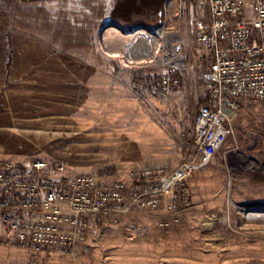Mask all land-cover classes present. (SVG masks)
<instances>
[{
	"label": "rangeland",
	"instance_id": "1",
	"mask_svg": "<svg viewBox=\"0 0 264 264\" xmlns=\"http://www.w3.org/2000/svg\"><path fill=\"white\" fill-rule=\"evenodd\" d=\"M116 2L0 0V162L45 161L50 174L62 163L69 176L107 182L193 158L195 118L209 96L194 6L168 22L166 0L156 21L132 25L112 18ZM163 25L178 33L186 62L168 98L156 93L154 65L131 51L145 34L137 31ZM230 129L214 162L188 178L179 224L164 228L163 211L100 219L87 254L5 243L0 264H264V101L244 102Z\"/></svg>",
	"mask_w": 264,
	"mask_h": 264
},
{
	"label": "built area",
	"instance_id": "2",
	"mask_svg": "<svg viewBox=\"0 0 264 264\" xmlns=\"http://www.w3.org/2000/svg\"><path fill=\"white\" fill-rule=\"evenodd\" d=\"M189 4L197 17L194 36L206 65L201 79L209 94L195 118L193 158L175 171L142 167L129 178L107 182L94 174L69 176L62 163L50 174L45 161L27 166L0 162V245L15 243L33 253L52 250L76 258L91 250L94 221L163 211L168 216L164 228L180 223L190 175L214 162L242 104L264 101V0H167L173 12L168 22L181 18ZM114 24L127 34L124 26ZM167 27L172 28L142 27L136 32H145L138 36L143 38L163 30L154 42L158 54L148 57L140 48L135 51V57L157 70L153 80L161 98L171 96L169 87L180 85L186 71L178 33ZM99 43L101 48L102 39ZM131 64L128 58L125 66Z\"/></svg>",
	"mask_w": 264,
	"mask_h": 264
},
{
	"label": "trees",
	"instance_id": "3",
	"mask_svg": "<svg viewBox=\"0 0 264 264\" xmlns=\"http://www.w3.org/2000/svg\"><path fill=\"white\" fill-rule=\"evenodd\" d=\"M112 18L123 23L141 25L156 21L157 14L163 9L166 0H116ZM153 20V21H154ZM154 21V22H155ZM153 22V23H154Z\"/></svg>",
	"mask_w": 264,
	"mask_h": 264
},
{
	"label": "bare ground",
	"instance_id": "4",
	"mask_svg": "<svg viewBox=\"0 0 264 264\" xmlns=\"http://www.w3.org/2000/svg\"><path fill=\"white\" fill-rule=\"evenodd\" d=\"M163 35V30L162 29H158V32L155 34H151L148 36H145L143 38H140V43H139V47L140 50H143L144 53H146V55H148L150 52H154V54H158V48L155 47L154 48V42L157 41L161 36ZM135 46H132L131 51L135 52L136 50H138V48H134ZM134 48V51H133ZM155 56V55H154ZM249 216L252 217H259V215H256L255 213H249Z\"/></svg>",
	"mask_w": 264,
	"mask_h": 264
},
{
	"label": "crops",
	"instance_id": "5",
	"mask_svg": "<svg viewBox=\"0 0 264 264\" xmlns=\"http://www.w3.org/2000/svg\"><path fill=\"white\" fill-rule=\"evenodd\" d=\"M27 1H42V0H27ZM108 1H114V0H108Z\"/></svg>",
	"mask_w": 264,
	"mask_h": 264
}]
</instances>
